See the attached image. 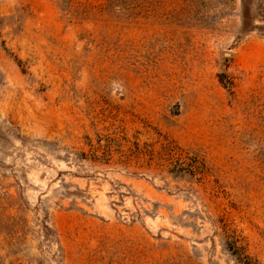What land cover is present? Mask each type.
<instances>
[{"label": "rangeland", "instance_id": "374dc122", "mask_svg": "<svg viewBox=\"0 0 264 264\" xmlns=\"http://www.w3.org/2000/svg\"><path fill=\"white\" fill-rule=\"evenodd\" d=\"M0 264H264V0H0Z\"/></svg>", "mask_w": 264, "mask_h": 264}]
</instances>
